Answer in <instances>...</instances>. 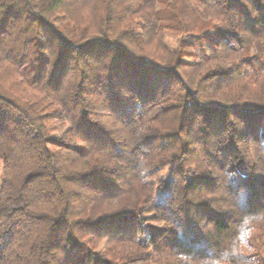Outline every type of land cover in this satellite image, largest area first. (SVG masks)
Segmentation results:
<instances>
[{
	"label": "trees",
	"instance_id": "16d2710c",
	"mask_svg": "<svg viewBox=\"0 0 264 264\" xmlns=\"http://www.w3.org/2000/svg\"><path fill=\"white\" fill-rule=\"evenodd\" d=\"M0 160V264H264V0H0Z\"/></svg>",
	"mask_w": 264,
	"mask_h": 264
},
{
	"label": "rangeland",
	"instance_id": "374dc122",
	"mask_svg": "<svg viewBox=\"0 0 264 264\" xmlns=\"http://www.w3.org/2000/svg\"><path fill=\"white\" fill-rule=\"evenodd\" d=\"M166 41L171 48H176L178 46L177 36H175L170 32H167L166 34ZM2 171H3V161L0 160V183H1ZM251 241L254 243L256 247L260 245L259 238L256 235L251 237Z\"/></svg>",
	"mask_w": 264,
	"mask_h": 264
},
{
	"label": "clouds",
	"instance_id": "9594fccd",
	"mask_svg": "<svg viewBox=\"0 0 264 264\" xmlns=\"http://www.w3.org/2000/svg\"><path fill=\"white\" fill-rule=\"evenodd\" d=\"M264 218V217H262ZM244 251H247L246 247L244 245H239L236 247V249L230 254H225L224 256V261L226 262V264H231V256L232 255H237V254H240Z\"/></svg>",
	"mask_w": 264,
	"mask_h": 264
}]
</instances>
